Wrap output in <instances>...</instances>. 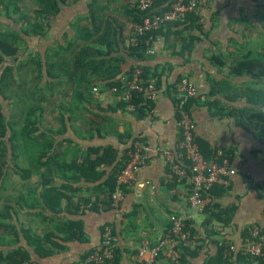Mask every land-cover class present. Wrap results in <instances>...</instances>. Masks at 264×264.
<instances>
[{
	"label": "crops",
	"instance_id": "1",
	"mask_svg": "<svg viewBox=\"0 0 264 264\" xmlns=\"http://www.w3.org/2000/svg\"><path fill=\"white\" fill-rule=\"evenodd\" d=\"M137 1H99L102 3V22L114 19L123 25L117 51L109 56L102 54V58L98 57L102 64L93 66L96 70L102 67V81L98 79L94 85L101 88L100 95L94 94L92 90L93 97L90 101L76 103L74 95L84 89L68 76L75 69L76 54L87 43L81 38L79 29L84 24L89 25L90 9L94 0H82L76 4L77 10L81 12L78 17L74 15L75 18L69 20L71 27L68 28L64 23L61 29H57V43L42 48L45 72L42 83L52 82L46 92L59 96L61 103L68 106L78 105L79 111L74 114L75 121L70 120L72 113L69 112V130L58 137L59 140L73 139L72 144L76 150H82L81 157L92 147L112 146L118 150L119 160L128 148L120 141L121 136L126 138L129 134L128 145L134 140L146 142L150 157L148 163L137 173L119 208H108L103 185L105 186L112 167L102 168L106 173L100 182L87 183L81 180L69 185L64 177L68 172L62 171L65 162H58V159H64L67 151L61 152L52 166L42 168L38 167V154L35 159L36 166H33L29 154L22 152L18 162L20 169H10L11 178L8 183L11 187L7 193H3V199L9 198L11 201V198L19 196V202L13 203L17 213L13 211V218L8 222L18 224L20 229L37 236H23L22 233L17 244L15 236H0L4 241L0 250L5 254L24 249L38 264H80L82 259L101 245L103 228L108 225L115 231L119 264H139L137 254L142 242L147 240L152 246L164 243L171 228L170 216L178 214L185 215L192 224L191 227L196 231L195 237H192L196 243L193 249L199 248L194 256L187 257L185 264H220L217 257L220 251L218 241L231 239L238 246L239 253L244 246V231L251 224L264 228V139L260 131L249 127V122H242L245 113L259 108L253 100L264 92V79L258 76L264 65V0H206L200 11L205 34L198 30L193 31L201 40L191 51L185 49L184 35L191 32L186 24L166 27L163 34L150 39L154 41L150 43L147 58L143 61L127 53L128 47L133 45L132 26L136 19L127 16L126 10L137 7ZM69 8L71 6H65L56 18L63 16ZM54 31L55 28L51 34ZM183 32L186 34H182ZM72 33L76 35L74 40ZM101 34L96 33L95 36L99 37ZM41 42L39 39L33 47ZM60 48H65L68 64L58 70L52 69L53 72L63 75L62 78L50 77L47 57L57 55L63 58L56 53ZM106 48L107 45L102 50ZM118 57L125 58L122 62V74L128 72L131 66L141 65L148 70L149 75L161 81V97L154 103L150 114L143 119L120 109L115 95L104 83L103 78H110L108 75L116 72L117 64H112L111 58ZM248 60L254 62L252 73L232 74V67ZM36 67L27 68V71L37 72ZM98 74L90 75L89 78H100ZM179 78H190L199 91V97L191 103L189 111L196 124V136L202 154L210 159L222 152L230 161L231 168L238 172L228 187L230 192L215 199L224 207L237 205L239 208L231 227L223 228L218 222H210L220 236H207L217 235L208 234L204 226L206 221H210L212 211L208 209L199 213L191 209V181L188 179L181 183L175 182L160 154V149L176 151L181 137L172 90ZM90 121H93V125ZM49 123L60 129L58 122L52 119V114L48 115L45 125ZM95 123L102 130V137L94 129ZM69 146L67 143L64 149ZM24 174H33V177L25 182ZM17 176L20 193L17 196L8 194L14 188ZM43 176H47L46 181ZM255 176L263 180L258 186L252 182ZM46 187L66 191L71 201L64 200L58 212L48 209L43 199ZM73 222L82 224V233L79 231V234H74ZM68 224L71 228L66 227ZM62 229L67 230L66 232L71 230L72 233L63 235ZM34 237L40 238L48 250H57L58 247L66 250L42 259L28 243L27 238ZM159 263L174 264L168 244L163 245Z\"/></svg>",
	"mask_w": 264,
	"mask_h": 264
},
{
	"label": "trees",
	"instance_id": "2",
	"mask_svg": "<svg viewBox=\"0 0 264 264\" xmlns=\"http://www.w3.org/2000/svg\"><path fill=\"white\" fill-rule=\"evenodd\" d=\"M81 1L82 0H75L74 2L78 4ZM175 1L176 0H154V5L151 9H149V11H141L135 6L131 10L127 9L126 15L134 17L136 19L135 22H140L152 13H162L170 10ZM30 5L34 8H30ZM65 6H69L68 0H0V18L2 20H12L15 25L20 27L19 29L10 27L7 30L0 29V69H2V74L0 76V201L3 200V194L1 192L11 178L9 174L10 169L15 167L20 169L18 162L22 152H27L29 154L32 159L33 166H36L35 159L38 154V167L42 168L52 166L56 159L60 156L61 152L63 153L64 151H67L68 153L64 159H58V162L61 160L65 162L63 164L62 171L68 172L64 177L67 178L69 185L72 183H79L81 180H85L87 183L100 182L106 173L105 170H102V168L112 167V172L108 177V180L104 183L105 186L103 185V192L107 195V201L105 204L108 208H111L112 195L118 188V175L129 161L128 153L135 140L128 145L130 135L127 134L126 138H124V135L121 136L120 141L123 144H126L128 148L125 149L119 160V152L112 146L92 147L81 157L82 150H76L72 144L73 139L66 138L59 140L58 136L68 132L69 130L67 114L69 112L72 113L70 120L74 122V114L76 113L74 108H72L73 106L61 103V98L59 96L46 92L52 82L47 81L45 84L42 83L45 78L43 59L39 61L34 59L36 66L39 69V78L17 79L18 71H22L25 67L24 64H19V55L21 54V51H26V48L29 50L28 46L23 48L25 43L28 45L25 35L42 39L48 37L53 28L52 20L61 14L62 9ZM201 9L197 12L188 14L184 20L168 22L160 30H155L153 32H149L145 36H141L135 45L128 47V55L138 59L139 61L145 60L147 58L146 53L151 47L150 43H153L154 41L150 40L152 37L156 38L159 34H163V30L166 27L171 28L182 24H186V27L191 30V32L187 33V35H184L185 49L186 51H191L196 43L201 40V38L194 34L193 31L198 30L205 34V29L200 16ZM90 11L91 15L89 16V25L84 24L81 26V29H79L81 38L87 41V43L81 47L78 54H76V62L74 63L75 69L72 74H68L77 86L84 89V91H79L76 95H74V100L78 104L84 101H90V98L93 97L91 91L94 89V85L97 83L98 79L102 81V67L96 70L93 66H100V64H102V60L98 58H102V54L109 56L113 52L117 51L118 41L120 40V31L123 28L122 22L114 19H107L105 20V27L102 34L99 37H96L95 35L96 33H99L102 25V3L98 0H94L91 4ZM106 34H108V36H105ZM182 34L186 33L183 32ZM106 45L108 48L102 50V47H105ZM64 50L65 48L56 50V53L60 54L63 58L58 57L57 55L53 57L49 55L47 57L46 63L48 65V73L50 77L62 78L63 75L53 72L52 69L58 70L61 69L64 64H68V57L66 51ZM95 56L97 57L96 59L94 58ZM9 59L11 60L9 61ZM111 60L112 64H117L116 72L112 73V75L109 74L108 77L110 78H103L105 85L109 87L110 90L113 86L120 83V78L123 75L131 77L132 70L136 67H140L145 72V78L152 79L157 82L160 91L162 86L161 81H157L156 78L149 75L147 73L148 70L145 67L144 69L141 65L131 66L128 72L122 74V62L125 61V58L118 57L111 58ZM12 61L14 63L11 64L10 62ZM220 64H222V66L224 65V63ZM253 71L254 62H250L249 60L247 62L241 61L239 64L231 68L232 74L236 75L248 72L252 73ZM96 73H99L98 76H100V78H89L90 75H95ZM258 76L260 79H264V65L261 67ZM158 78L162 79L161 77ZM179 79L180 80L172 89L173 94L178 83L183 78ZM13 85H17V87L13 88ZM29 85L30 87H28ZM29 89H31L30 94L28 93ZM170 92L172 91L170 90ZM89 94L91 95L88 96ZM136 98L138 101V110L134 114L136 118L143 119L152 111L154 102L149 101L145 93H137ZM193 101L188 104V110L190 109V105ZM253 102L255 105L259 106V108L257 110H252L250 113H245V117H242V122H249V127L260 131L261 136L264 139V92L261 96H255V100H253ZM176 103L177 99L175 98V104ZM29 104L32 105L27 107ZM118 105L120 109L128 111L127 102L118 101ZM16 108H19L17 110H20V116L16 114ZM50 114H52V119L55 120V122H58L60 129L53 127L55 124L50 125L49 123L45 125L47 117ZM90 124L93 125V121H90ZM44 127L48 129H45ZM94 129H97V132H100V136L102 137V130L100 127H96V123L94 124ZM196 141L198 142L197 136ZM67 143H69L70 146L64 149ZM176 152L179 153L178 148ZM68 156L70 157L69 159ZM214 157L215 156L210 159L207 157L205 158L208 161H213ZM46 158L47 160H45ZM32 177L33 174H24L23 180L27 182L30 181ZM43 178L45 181L47 180V176H43ZM100 186L102 187V184H100ZM127 190L128 189H125L126 193ZM229 190V188L217 185L205 193L206 197L211 198V203L207 206L205 212L210 209L212 211V217H210V221L205 222L204 226H206L208 234H217L207 235L209 237L220 236V233L210 225L212 220V222H218L224 226L223 228L231 227L234 217L239 210L237 205L233 207H224L220 204V202L218 203V201L215 200L216 198L225 196L230 192ZM65 192L56 187H46L43 199L48 209L58 212L60 211L64 200L68 202L71 201V197H69ZM16 202H19V196H17ZM101 203L102 200L100 201V205H102ZM0 208V236H15V244L18 243L22 233L23 236H37L36 234L26 231L23 228L20 229L18 224L8 222V220L13 218V211L16 212L13 206L5 205L3 208ZM70 224L66 227L71 228ZM72 226L75 227L74 234L79 231H81V233L83 232V226L80 222H73ZM186 226L192 237H195L196 231L191 227L192 224L187 221ZM260 228L264 234V228L261 226ZM66 231L67 230L62 229L63 235L72 233L71 230L68 232ZM113 232L115 234L114 229ZM59 234L61 235L60 231ZM27 239L30 246L35 250L36 255L42 259H46L56 253L66 250L63 247H58L57 250H54V248H50V250H48L46 249V246L42 244L43 241L40 238L34 237L32 238L33 241L31 238ZM243 239L244 244H246L249 240H253L250 234V227L244 231ZM3 243V237H0V249L3 246ZM231 243L234 242L231 239L226 238L222 241H218L220 251L217 257H219L218 261H220V264L242 262L250 264H264V257L246 256L243 255L241 251H239V253H231ZM198 249L199 248L193 249L182 247L181 260L178 264H185L187 262V257L194 256L196 250ZM235 259L237 260L235 261ZM28 263L35 262L32 260L30 254L24 249L10 251L8 254H5L2 250H0V264ZM111 264H119L116 249L115 258ZM210 264L215 263L213 262Z\"/></svg>",
	"mask_w": 264,
	"mask_h": 264
},
{
	"label": "built area",
	"instance_id": "3",
	"mask_svg": "<svg viewBox=\"0 0 264 264\" xmlns=\"http://www.w3.org/2000/svg\"><path fill=\"white\" fill-rule=\"evenodd\" d=\"M206 0H176L172 8L163 13H152L140 22L132 26V44L135 45L142 35L161 29L168 22L184 20L188 14L199 11ZM154 5V0H138L137 8L141 11H149ZM153 52V50H150ZM111 92L118 101L128 103V111L135 113L138 110L137 93H145L148 100L157 102L161 97L156 81L145 78L142 68L132 70L131 77L123 75L120 83L111 88ZM93 93L101 94V88L95 86ZM174 96L177 99L176 111L180 128V140L177 148L179 153L169 149H160L164 157L170 176L177 183L190 180L192 191L189 196V204L193 211L203 213L211 203V198L205 193L217 185L230 187L232 178L237 175V170L232 169L230 161L219 152L213 161H208L201 152L200 145L196 141V124L191 116L188 104L199 97L196 84L190 78H183L177 85ZM142 107V105H141ZM129 161L118 175V188L112 195V208H119L124 200L126 191L135 181L137 173L149 161V149L146 142L136 140L129 153ZM258 176L253 177L255 186L262 183ZM188 218L185 215L174 214L170 216L171 228L165 237L164 243L152 246L149 241H143L138 250L139 264H160V256L164 244L171 247V255L174 264L180 263L181 249L194 248L196 243L190 231L187 230ZM250 234L253 240L244 244L241 253L246 256L264 257V234L259 225L250 226ZM116 236L111 226L106 225L102 231L101 245L89 253L80 264H111L115 258ZM231 253L238 252V246L231 243ZM38 264V263H28Z\"/></svg>",
	"mask_w": 264,
	"mask_h": 264
},
{
	"label": "rangeland",
	"instance_id": "4",
	"mask_svg": "<svg viewBox=\"0 0 264 264\" xmlns=\"http://www.w3.org/2000/svg\"><path fill=\"white\" fill-rule=\"evenodd\" d=\"M74 1L75 0H68V4H69V6H71V8H69L68 10H65L66 13H64V15L61 16L59 19L55 18V19L52 20V26H53V28H55V31H54L53 34H51V32H52V30H51V32L48 35V37H46L44 39L38 38V37H30V36L25 35V37L27 39L29 50H27V51L23 50V51H21V54L19 55V57H20L19 64L22 63V64H24L25 67L22 70L23 72L22 71H18L17 79L39 78L38 77L39 76V69L36 67V62L34 61V59H36L37 61L41 60L43 58V56L41 54L42 53V51H41L42 48L44 49L46 46H51L52 43H57L56 32H57L58 28L61 29V27H63L64 23H65V25L68 28H70L71 24H69V20L74 19L75 18L74 15H77V17H78V15L80 14L81 11L77 10L78 6H76V3ZM99 1L102 2V0H99ZM29 7L32 8V9L34 8L32 5H30ZM65 9H67V8H65ZM107 12H109V11H107ZM112 14H113V12H112ZM0 21H1L0 22V29H2V30H7V29H9V27L10 28H18V29L20 28L19 26L15 25L12 20H2L0 18ZM104 27H105V23L102 22L101 30L99 31V34H101L103 32ZM72 36H73V40H74L76 38L75 37L76 35L74 33H72ZM105 36H108V34H106ZM39 39H40V41H42L40 43V45L37 44V47H33V45H36V43L39 42ZM42 45H44V47ZM25 47H27L26 43H25L23 48H25ZM10 60L11 59H9V61ZM10 63L12 64L14 62L12 61ZM34 67H36V71L37 72H28L27 71V68L28 69H32ZM1 74H2V69H0V76H1ZM12 87L16 88L17 85H13ZM28 87H30V85ZM30 91H31V89H29V91H28L29 94H30ZM31 105L32 104H29L27 107H30ZM72 108H74L75 113H77L79 111L78 105H74ZM17 109H19V108H16L15 112H16V114L18 116H20V110H17ZM15 180L17 182H15L14 188L8 194L11 193L12 195H16L17 196L20 193L21 187H20V185L18 183V176L16 177ZM10 187H11V185L9 183H7L1 193L2 194L3 193H7V191L10 190ZM16 199L17 198L14 197V198H11V201H9V198H8V200L4 198L3 201H0V202H2V203H0V205H1L0 207L3 208L5 205L13 206V203L14 204L16 203Z\"/></svg>",
	"mask_w": 264,
	"mask_h": 264
}]
</instances>
